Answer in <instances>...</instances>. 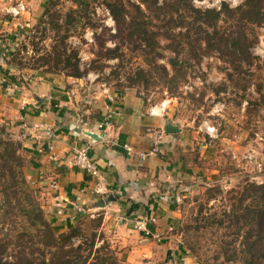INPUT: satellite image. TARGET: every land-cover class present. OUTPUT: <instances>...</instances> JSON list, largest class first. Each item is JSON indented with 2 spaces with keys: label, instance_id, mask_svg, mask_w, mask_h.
Listing matches in <instances>:
<instances>
[{
  "label": "rangeland",
  "instance_id": "rangeland-1",
  "mask_svg": "<svg viewBox=\"0 0 264 264\" xmlns=\"http://www.w3.org/2000/svg\"><path fill=\"white\" fill-rule=\"evenodd\" d=\"M155 1L153 5V0H37L25 24L10 20L9 31L1 32L0 67L16 85L46 70L63 75L59 65L52 67L63 38L66 51L76 53L83 71L80 78L67 76L75 81L72 113L79 118L93 114L90 103L97 91L106 95L102 88L131 89L143 99L146 110L168 100L161 118L182 129L176 154L183 152L189 167L170 181L173 217L166 227L172 242L169 249H159V259L170 264L174 251L173 258H185L186 264H240L234 250L243 234L255 227L238 216L256 203L255 197L240 200L242 190L264 181V24L242 25L236 16L226 14L215 22L219 32L234 35L245 30L253 40L249 63L241 62V70L233 71L224 53L197 41L204 25L196 22L192 11L182 5L176 6V12L170 5L159 9L169 0ZM227 2L234 8L232 1ZM190 4L197 8L191 0ZM260 5L264 8V0ZM108 6L116 11L117 22ZM44 7L47 12L41 15ZM137 27L149 29L157 42L155 52L139 40ZM174 56L177 63L171 67L169 59ZM205 125L215 132L207 134ZM11 131L0 126V139L19 145L15 154L31 187L24 174V152L14 137L16 131ZM99 213L83 217L78 225L83 234L94 232L97 244L102 238L122 261L99 231Z\"/></svg>",
  "mask_w": 264,
  "mask_h": 264
},
{
  "label": "crops",
  "instance_id": "crops-1",
  "mask_svg": "<svg viewBox=\"0 0 264 264\" xmlns=\"http://www.w3.org/2000/svg\"><path fill=\"white\" fill-rule=\"evenodd\" d=\"M13 2L0 0V34L9 31L6 25L10 20L18 26L25 24L37 5V0H24L26 11L11 17L4 9ZM7 74L0 67V126L12 130L11 134L16 131L14 137L20 141L26 158L24 174L52 229L65 231L99 211V231L113 244L122 263L164 264L159 249H169L172 242L166 227L173 217L170 196L174 187L170 181L176 174L188 172L189 165L183 152L176 154L182 129L164 134L158 152L138 164L134 156L126 155L122 143H128L133 151H146L150 147L146 128H162L168 121L148 116L143 99L131 89L108 88L106 95L97 91L90 103L93 114L79 118L72 113L76 95L71 83L75 81L67 76L41 73L16 85ZM84 130L98 134L99 139L85 136ZM75 146L88 148L89 157L104 179L107 193L103 197L90 192L93 177L67 164ZM160 195L163 200L158 199ZM78 206L82 211L76 210ZM143 215L155 217L151 229L161 235L159 241L144 239L131 229L130 217ZM177 248L181 253L182 249ZM171 254L170 264H181L182 260L186 264L185 258L177 256L175 260V252Z\"/></svg>",
  "mask_w": 264,
  "mask_h": 264
},
{
  "label": "trees",
  "instance_id": "trees-1",
  "mask_svg": "<svg viewBox=\"0 0 264 264\" xmlns=\"http://www.w3.org/2000/svg\"><path fill=\"white\" fill-rule=\"evenodd\" d=\"M155 2L153 0L152 4ZM169 5L174 6L175 12L177 5L192 11L196 22L204 25L197 41L205 42L208 48L224 53L233 71L241 70V62L249 63L248 48L253 40L248 38L245 30L230 35L219 32L214 25L221 14L229 18L236 16L242 25L264 24V8L260 0H242L234 8L222 3L219 10L193 8L190 0H169L163 1L158 8ZM108 9L112 19L117 22L116 11L111 6ZM46 12L44 7L41 15ZM136 32L148 50L155 52L157 42L149 29L137 27ZM59 42L61 47L55 53L52 67L59 65V69L64 70V76L80 78L83 71L79 68L76 53L73 50L66 51L63 38ZM48 62L44 60L42 63ZM176 63L175 56L169 59L171 67ZM46 72L53 74L52 71ZM0 147V264H124L117 260L113 250L102 238L99 244L95 242L94 232L83 234L79 222L65 231L55 232L22 175V163L19 155L15 154L19 145L0 139ZM242 191L240 200L255 197L256 203L251 208L245 207L238 217L243 223H254L255 228L243 234L240 245L234 251L239 254L240 264H264V181L249 183ZM98 222L96 219V225Z\"/></svg>",
  "mask_w": 264,
  "mask_h": 264
},
{
  "label": "built area",
  "instance_id": "built-area-1",
  "mask_svg": "<svg viewBox=\"0 0 264 264\" xmlns=\"http://www.w3.org/2000/svg\"><path fill=\"white\" fill-rule=\"evenodd\" d=\"M227 1L232 0H191L192 4L200 10H219L222 3L228 4ZM25 11L26 5L24 0H14L12 4L4 9V12L9 14L11 17H19ZM24 22L26 23V21ZM107 89L108 88H102L101 91L103 93H106ZM167 106L168 100L161 99L159 102L150 105L146 110V114L150 117H161L163 113H165V109L167 108ZM100 126V124L97 125L98 128ZM204 130L207 134L215 132V128L209 125H205ZM146 132H148L150 135V147L146 151H133L132 147L128 143H122L121 145L126 155L134 156L136 159V163L138 164L143 162L149 155H155L158 152V145L161 143V138L164 135L162 128L152 129L147 127ZM67 164L71 167H75L78 170H81L83 173L94 178V182L90 189V192L92 194L103 197L107 193L104 179L99 174V170L95 162H93L89 157L88 148L86 146H75L74 148H72L67 157ZM158 199L163 200L164 197L160 195ZM76 210L79 212L82 211L79 206L76 208ZM155 222L156 219L152 215L130 217V224L133 230L139 232L144 239L147 237H151L152 240L157 242L160 240L161 235L154 233L151 229ZM169 230L170 227H167V231Z\"/></svg>",
  "mask_w": 264,
  "mask_h": 264
},
{
  "label": "water",
  "instance_id": "water-1",
  "mask_svg": "<svg viewBox=\"0 0 264 264\" xmlns=\"http://www.w3.org/2000/svg\"><path fill=\"white\" fill-rule=\"evenodd\" d=\"M162 131L164 134H172V133H176L179 131V128L176 127V125L172 124V123H165L162 126ZM83 134L91 139H99L98 134L92 132V131H83Z\"/></svg>",
  "mask_w": 264,
  "mask_h": 264
},
{
  "label": "clouds",
  "instance_id": "clouds-1",
  "mask_svg": "<svg viewBox=\"0 0 264 264\" xmlns=\"http://www.w3.org/2000/svg\"><path fill=\"white\" fill-rule=\"evenodd\" d=\"M240 2H242V0H232V6L235 7Z\"/></svg>",
  "mask_w": 264,
  "mask_h": 264
}]
</instances>
